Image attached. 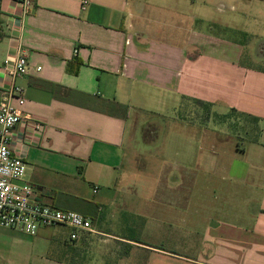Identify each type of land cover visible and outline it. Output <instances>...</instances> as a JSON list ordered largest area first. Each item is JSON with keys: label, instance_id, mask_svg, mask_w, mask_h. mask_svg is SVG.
<instances>
[{"label": "crops", "instance_id": "0c3cea01", "mask_svg": "<svg viewBox=\"0 0 264 264\" xmlns=\"http://www.w3.org/2000/svg\"><path fill=\"white\" fill-rule=\"evenodd\" d=\"M206 1L0 0V97L20 86L42 123L13 130L24 180L92 221L75 240L0 227V264H264V67Z\"/></svg>", "mask_w": 264, "mask_h": 264}, {"label": "built area", "instance_id": "2783aa9c", "mask_svg": "<svg viewBox=\"0 0 264 264\" xmlns=\"http://www.w3.org/2000/svg\"><path fill=\"white\" fill-rule=\"evenodd\" d=\"M22 1L26 6L30 3V0ZM5 69L11 79L27 74L29 65L25 55L19 54ZM13 99L19 104L25 100L23 89L15 84L0 97V227L35 235L40 227L63 225L71 229L70 239L75 240L92 230L91 218L41 201L39 189L24 180L27 166L12 147L13 130L22 123L38 131L42 123L23 112Z\"/></svg>", "mask_w": 264, "mask_h": 264}, {"label": "rangeland", "instance_id": "374dc122", "mask_svg": "<svg viewBox=\"0 0 264 264\" xmlns=\"http://www.w3.org/2000/svg\"><path fill=\"white\" fill-rule=\"evenodd\" d=\"M206 4L210 7L209 18L219 22V26L213 27V31L219 33L221 37L235 40L244 48L242 60L246 63L264 67V0H207ZM228 19V20H227ZM229 22L230 27L225 26V21ZM197 25H202L198 23ZM200 27V26H198ZM207 27V25H206ZM188 105H194L188 103ZM200 113L195 110L187 115L190 119H199L216 122V117L210 113L209 109L200 106ZM231 118V116H230ZM229 118V119H230ZM68 232V231H67ZM105 238V237H103ZM109 244L106 252L110 250L115 255V243L102 241V235L95 236L92 242L94 251L96 248H103L102 245Z\"/></svg>", "mask_w": 264, "mask_h": 264}, {"label": "trees", "instance_id": "16d2710c", "mask_svg": "<svg viewBox=\"0 0 264 264\" xmlns=\"http://www.w3.org/2000/svg\"><path fill=\"white\" fill-rule=\"evenodd\" d=\"M198 101L201 102V100H198ZM234 114L237 115V116H239V115L240 116H244L243 113L236 112L235 109H232L231 112L228 113V114H222V115H218V114L216 115L215 114V117H216V120L218 122H227V121H230L232 119V115H234ZM230 116H231V118H230ZM245 116H248V115H245ZM249 117H251V120H252L253 123H256L258 121V119L256 117H252V116H249Z\"/></svg>", "mask_w": 264, "mask_h": 264}]
</instances>
